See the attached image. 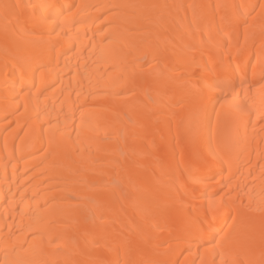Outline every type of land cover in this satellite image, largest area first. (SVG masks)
Here are the masks:
<instances>
[{
    "label": "bare ground",
    "instance_id": "bare-ground-1",
    "mask_svg": "<svg viewBox=\"0 0 264 264\" xmlns=\"http://www.w3.org/2000/svg\"><path fill=\"white\" fill-rule=\"evenodd\" d=\"M0 264H264V0H0Z\"/></svg>",
    "mask_w": 264,
    "mask_h": 264
}]
</instances>
